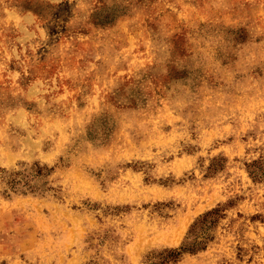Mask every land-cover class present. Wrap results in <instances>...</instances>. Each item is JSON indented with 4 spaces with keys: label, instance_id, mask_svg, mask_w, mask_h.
Listing matches in <instances>:
<instances>
[{
    "label": "rangeland",
    "instance_id": "rangeland-1",
    "mask_svg": "<svg viewBox=\"0 0 264 264\" xmlns=\"http://www.w3.org/2000/svg\"><path fill=\"white\" fill-rule=\"evenodd\" d=\"M185 245L264 264V0H0V264Z\"/></svg>",
    "mask_w": 264,
    "mask_h": 264
},
{
    "label": "trees",
    "instance_id": "trees-1",
    "mask_svg": "<svg viewBox=\"0 0 264 264\" xmlns=\"http://www.w3.org/2000/svg\"><path fill=\"white\" fill-rule=\"evenodd\" d=\"M204 216H206V214ZM192 250L193 249L191 247L186 245L180 248H166L163 251L159 252L156 256L150 257L149 264H165L169 261H174L175 259H177L181 251Z\"/></svg>",
    "mask_w": 264,
    "mask_h": 264
}]
</instances>
